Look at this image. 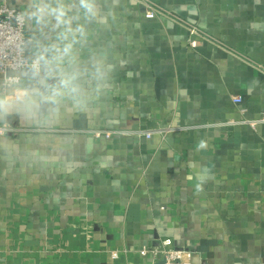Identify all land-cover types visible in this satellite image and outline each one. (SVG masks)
<instances>
[{
	"label": "crops",
	"instance_id": "0c3cea01",
	"mask_svg": "<svg viewBox=\"0 0 264 264\" xmlns=\"http://www.w3.org/2000/svg\"><path fill=\"white\" fill-rule=\"evenodd\" d=\"M116 12L90 37L113 65L94 111L0 135V264H150L166 238L195 263L264 264V0Z\"/></svg>",
	"mask_w": 264,
	"mask_h": 264
},
{
	"label": "clouds",
	"instance_id": "9594fccd",
	"mask_svg": "<svg viewBox=\"0 0 264 264\" xmlns=\"http://www.w3.org/2000/svg\"><path fill=\"white\" fill-rule=\"evenodd\" d=\"M120 0H29L16 19L32 31L0 34V122L19 116L38 129H52L73 114H88L110 91L113 65L90 46L94 32L116 19ZM7 50V51H6ZM3 129H0V135Z\"/></svg>",
	"mask_w": 264,
	"mask_h": 264
},
{
	"label": "built area",
	"instance_id": "2783aa9c",
	"mask_svg": "<svg viewBox=\"0 0 264 264\" xmlns=\"http://www.w3.org/2000/svg\"><path fill=\"white\" fill-rule=\"evenodd\" d=\"M145 5V17L146 18H153L156 14H163V12L157 9L155 6L149 3H143ZM19 7L17 6L16 0H2L0 4V34L7 35L9 32H16L20 33L22 38H25V24H21L17 21L16 17L21 14ZM175 22H179L176 18L174 19ZM189 31L193 34H196L201 37L203 34L199 33L194 28L189 27ZM3 42L2 37H0V43ZM192 45L195 43L194 41L190 42ZM7 51V50H6ZM13 53L9 52L7 59L0 63V73L5 71H10L8 68V64L12 62ZM234 102H239L240 98H234ZM259 121L264 122V115H262ZM255 122H252L254 125ZM0 129H3V133L7 130L5 125L1 124ZM151 132L144 133V136L149 138L151 136ZM106 137L109 136L108 133L105 134ZM140 254L143 256L150 255L151 263L155 264L159 260H164V264H200L195 263V256L197 255L195 252L177 248L170 239H162L159 241L158 246L152 248L150 250L142 249ZM115 255V253L113 254Z\"/></svg>",
	"mask_w": 264,
	"mask_h": 264
},
{
	"label": "water",
	"instance_id": "95a60500",
	"mask_svg": "<svg viewBox=\"0 0 264 264\" xmlns=\"http://www.w3.org/2000/svg\"><path fill=\"white\" fill-rule=\"evenodd\" d=\"M155 264H164V260H159V261L156 262Z\"/></svg>",
	"mask_w": 264,
	"mask_h": 264
}]
</instances>
